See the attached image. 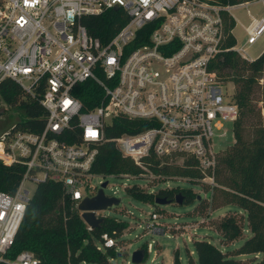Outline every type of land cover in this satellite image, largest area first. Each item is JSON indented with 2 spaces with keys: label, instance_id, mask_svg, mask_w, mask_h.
<instances>
[{
  "label": "built area",
  "instance_id": "1",
  "mask_svg": "<svg viewBox=\"0 0 264 264\" xmlns=\"http://www.w3.org/2000/svg\"><path fill=\"white\" fill-rule=\"evenodd\" d=\"M250 3L0 0V88L11 79L24 97L38 99L47 111L42 131L18 128L19 117L1 140L0 160L7 165L22 163L25 171L15 193L0 191V261L40 264L29 250L15 258L7 256L33 195L27 181L36 186L59 182L77 206L97 194L101 186H93L91 180L104 175L91 169L98 144L106 139V127L116 117L140 120L146 126L113 139L124 156L137 164L150 153L168 159L193 157L202 181L215 184L222 150L216 148L214 138L227 122L235 123L238 106L211 63L223 49V12ZM111 8L124 9L128 21L103 41L88 32L82 18ZM149 25L153 27L148 40L135 45L140 31L141 38H146L144 30ZM246 31V43L255 44L264 34V16H252ZM233 49L253 60L243 47ZM88 81L102 90L90 96L91 103L96 102L92 106L79 96L86 92ZM4 105L8 104L0 90V118L5 122ZM77 133L80 142H70ZM103 211L97 215L105 216ZM153 218L149 228H155V213ZM102 239L101 250L117 246V239L107 233Z\"/></svg>",
  "mask_w": 264,
  "mask_h": 264
},
{
  "label": "trees",
  "instance_id": "2",
  "mask_svg": "<svg viewBox=\"0 0 264 264\" xmlns=\"http://www.w3.org/2000/svg\"><path fill=\"white\" fill-rule=\"evenodd\" d=\"M221 6L236 5L258 0H211ZM225 34L222 51L211 63L223 84L232 81L235 90L232 98L238 106V117L234 123L235 142L219 154L215 170V184L202 181L203 174L196 166L193 157H185L183 163L178 159L159 158L154 154L142 158L137 164L133 158L126 157L117 147L114 138L128 133H137L146 128L140 120H131L124 116L116 117L106 127V139L98 144V154L92 166V172L100 175L144 176L145 169L161 178L195 179L211 191L210 198L199 197L191 189L161 188L156 193L143 190L140 185L127 187V194L133 198L155 203L165 199L176 202L181 195L182 204L190 205L199 199L194 211L209 220V210L232 205L231 210L218 219H212L210 227L221 236V243L229 245L245 237V223L251 235L238 248L237 255L253 254L248 263L233 257L231 251H223L207 236L194 239L195 258L190 256L187 264H264V51L253 60L244 59L233 49L237 39L233 34L236 20L228 11L223 12ZM88 32L103 41H108L128 21V15L122 8H111L100 15L82 18ZM153 25L145 27L146 38H136L135 45L148 40ZM263 80V83L261 82ZM86 92L80 98L88 106L90 96L100 95L102 90L92 81L85 84ZM3 101L20 113L18 128L40 132L47 121V111L38 99L22 95L21 87L11 79L2 82ZM80 136L74 135L70 142H80ZM25 167L22 163L4 164L0 160V191L15 193L21 183ZM101 227L88 229L82 218L77 202L65 192L61 183L55 181L40 182L27 205L25 215L15 243L7 254L15 258L24 250L32 251L40 264H110V260L119 255L116 246L98 248L102 235L107 233L116 239L123 235L129 226L126 221H117L112 216H103ZM215 218V217H214ZM147 256L148 252L145 249ZM261 254L260 259H255ZM175 264H181L178 251L175 252ZM0 264H7L0 261Z\"/></svg>",
  "mask_w": 264,
  "mask_h": 264
},
{
  "label": "rangeland",
  "instance_id": "3",
  "mask_svg": "<svg viewBox=\"0 0 264 264\" xmlns=\"http://www.w3.org/2000/svg\"><path fill=\"white\" fill-rule=\"evenodd\" d=\"M232 16L237 20L234 36L237 39V47H243L245 53L252 59L257 58L264 51V34L252 45L246 43L248 33L246 27L251 23L252 16L258 18L264 16V0L250 3L247 6H237L231 10ZM263 83V80L261 81ZM235 90L232 81L225 84V91L230 95ZM5 123L8 127L18 121L20 113L17 108H11L4 105ZM226 135H223L224 132ZM218 135L214 138V144L217 149L225 150L235 142L234 124L227 122L222 130L217 131ZM178 163L183 160L178 159ZM144 176L130 175L126 176H95L91 180L93 186L98 188L105 181L108 182L104 191L107 195H114L120 199L116 206L108 208L102 212L105 216H112L117 221H126L129 226L124 230L123 235L117 239V250L119 255L110 260V264H134L132 262V253L137 249H147L146 259L141 264H175V252L178 251L181 264H187L189 257L195 258L193 241L207 236L215 245L223 251H231L233 257L244 260L248 263L254 259L253 254L237 255L238 248L244 243L245 239L251 235L245 223V237L240 238L229 245L221 243V236L212 227V219H218L231 210H238L235 206L226 205L218 209L209 210L210 219L207 220L198 214L194 208L199 202L197 199L193 204L183 205L175 202L161 203L155 200V203H146L139 201L127 194V187L135 184L145 191L157 192L161 188H185L191 189L202 198H210L212 192L206 190L204 184L195 179L186 178H161L155 179V175L145 169ZM206 183V182H205ZM32 194L36 189L34 182L27 181ZM157 215L155 228H149L148 222L153 220V214ZM215 217V218H214ZM84 220V219H83ZM104 250V249H103ZM261 254H257L255 259H260Z\"/></svg>",
  "mask_w": 264,
  "mask_h": 264
},
{
  "label": "water",
  "instance_id": "4",
  "mask_svg": "<svg viewBox=\"0 0 264 264\" xmlns=\"http://www.w3.org/2000/svg\"><path fill=\"white\" fill-rule=\"evenodd\" d=\"M3 114V109H0V117ZM12 126L8 125L0 118V151L3 150V144L1 140L9 133ZM108 182L105 181L101 184V188L98 190L97 194L93 197H86L83 199L78 208L82 212V218L91 227V229H96L101 227L104 222V217L98 216L97 211L106 210L120 203V199L115 196H107L104 188L107 186ZM200 197V196H199ZM161 203H166L165 199L158 200ZM177 202L182 204L181 195L177 196ZM132 262L134 264H141L146 259V251L144 249H137L132 253Z\"/></svg>",
  "mask_w": 264,
  "mask_h": 264
},
{
  "label": "crops",
  "instance_id": "5",
  "mask_svg": "<svg viewBox=\"0 0 264 264\" xmlns=\"http://www.w3.org/2000/svg\"><path fill=\"white\" fill-rule=\"evenodd\" d=\"M256 2H257V1H256ZM251 3H252V2H251ZM254 17H256V16H254ZM234 19H235V18H234ZM235 20H236V19H235ZM236 24H237V20H236ZM235 28H236V26H235ZM235 28H234L233 31H232L233 33H234Z\"/></svg>",
  "mask_w": 264,
  "mask_h": 264
}]
</instances>
